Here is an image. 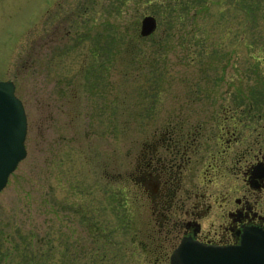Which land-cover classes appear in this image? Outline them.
Listing matches in <instances>:
<instances>
[{
	"label": "rangeland",
	"instance_id": "374dc122",
	"mask_svg": "<svg viewBox=\"0 0 264 264\" xmlns=\"http://www.w3.org/2000/svg\"><path fill=\"white\" fill-rule=\"evenodd\" d=\"M164 1L0 0V79L27 118L0 190V264H147L135 242L151 208L137 214L131 170L141 100L187 99L195 114L231 77L264 73V0H184L170 23L151 10ZM146 14L157 24L140 36Z\"/></svg>",
	"mask_w": 264,
	"mask_h": 264
},
{
	"label": "flooded vegetation",
	"instance_id": "af4514ba",
	"mask_svg": "<svg viewBox=\"0 0 264 264\" xmlns=\"http://www.w3.org/2000/svg\"><path fill=\"white\" fill-rule=\"evenodd\" d=\"M246 76L231 77L225 99H197L195 114L187 99L141 100L131 170L137 214L151 208L135 242L145 263L171 264L183 237L227 245L264 231V73Z\"/></svg>",
	"mask_w": 264,
	"mask_h": 264
},
{
	"label": "water",
	"instance_id": "95a60500",
	"mask_svg": "<svg viewBox=\"0 0 264 264\" xmlns=\"http://www.w3.org/2000/svg\"><path fill=\"white\" fill-rule=\"evenodd\" d=\"M156 17L146 14L140 21V35L155 30ZM26 113L15 94L12 80L0 79V189L8 175L26 155L24 143ZM239 244H206L183 237L170 255L171 264H264V231L251 228L242 233Z\"/></svg>",
	"mask_w": 264,
	"mask_h": 264
},
{
	"label": "trees",
	"instance_id": "16d2710c",
	"mask_svg": "<svg viewBox=\"0 0 264 264\" xmlns=\"http://www.w3.org/2000/svg\"><path fill=\"white\" fill-rule=\"evenodd\" d=\"M235 1V0H234ZM163 2V0H161ZM191 4L184 0H165L164 3L162 4L163 9L156 10V9H151L152 11H155L158 13L162 19H166L169 23L172 22L173 19H182L185 16L188 15L189 9ZM195 6V5H194ZM201 10V7L197 5L192 13L190 14V19L193 20L194 22L198 19L199 17V11ZM243 12H246L243 9ZM239 19H244L245 14L243 13L240 16H237ZM236 17V18H237ZM241 23L244 25H247L246 22L241 21Z\"/></svg>",
	"mask_w": 264,
	"mask_h": 264
}]
</instances>
